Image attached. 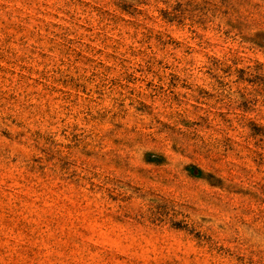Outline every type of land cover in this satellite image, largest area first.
Masks as SVG:
<instances>
[{"label": "rangeland", "instance_id": "1", "mask_svg": "<svg viewBox=\"0 0 264 264\" xmlns=\"http://www.w3.org/2000/svg\"><path fill=\"white\" fill-rule=\"evenodd\" d=\"M0 264H264V0H0Z\"/></svg>", "mask_w": 264, "mask_h": 264}]
</instances>
